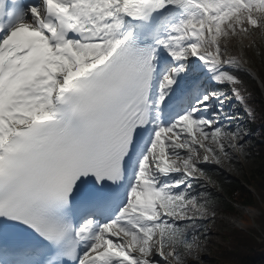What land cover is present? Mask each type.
<instances>
[{
	"label": "snow or ice",
	"instance_id": "1",
	"mask_svg": "<svg viewBox=\"0 0 264 264\" xmlns=\"http://www.w3.org/2000/svg\"><path fill=\"white\" fill-rule=\"evenodd\" d=\"M260 34L264 0H0V264L199 260Z\"/></svg>",
	"mask_w": 264,
	"mask_h": 264
},
{
	"label": "trees",
	"instance_id": "2",
	"mask_svg": "<svg viewBox=\"0 0 264 264\" xmlns=\"http://www.w3.org/2000/svg\"><path fill=\"white\" fill-rule=\"evenodd\" d=\"M261 35V34H260ZM255 44V49L249 47ZM248 46L235 43L233 53L242 47L253 62L256 72L264 88V40L255 39ZM259 53L257 56L255 53ZM245 82V87L251 93L250 105L256 112L255 121L249 122L250 133L253 136L252 144L248 147L250 154L259 158L260 163L245 179L255 187L257 195H251L238 181L232 179L226 172L208 165L218 175L215 176L223 190L216 185H209L208 191L220 201L216 208L217 213L236 214L237 206L250 205L260 211L256 218L257 228L247 232L232 230L223 235V241L215 250L217 264H264V96L255 79L247 72L237 73ZM239 165V164H238ZM205 226L207 222H203Z\"/></svg>",
	"mask_w": 264,
	"mask_h": 264
},
{
	"label": "rangeland",
	"instance_id": "3",
	"mask_svg": "<svg viewBox=\"0 0 264 264\" xmlns=\"http://www.w3.org/2000/svg\"><path fill=\"white\" fill-rule=\"evenodd\" d=\"M254 37L251 38H231L228 41L227 50L230 52L232 44L235 41H240L243 45H248L253 40ZM258 38V37H257ZM260 39L264 40V34L260 36ZM232 102H226V109L230 112L229 104ZM229 108V109H228ZM237 112V110H236ZM248 118L246 116L240 117L238 123L244 129V132L241 133L243 139L241 143L245 145L244 151L247 153L246 156H241L239 153L233 151L232 149H228L229 153L233 157L232 167H229L227 163L224 164H215L219 168L223 169L228 175L235 178L245 179L246 173H250L253 169L259 165L260 160L256 156L250 154L248 147L253 143V137L249 132L248 127ZM264 129V127H263ZM227 147V145H226ZM239 164V165H238ZM244 213V209L241 207H237L236 214L234 216H228L227 214L217 213L215 221H208L207 230L209 239L207 243L203 246L204 250L200 253L199 260H190L189 264H217L216 261V253L218 245L223 241V235L227 232L232 231L234 226V221L240 219L242 214Z\"/></svg>",
	"mask_w": 264,
	"mask_h": 264
}]
</instances>
